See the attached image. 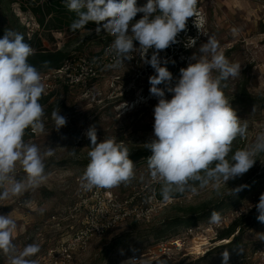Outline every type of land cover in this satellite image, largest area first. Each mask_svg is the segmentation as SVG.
Here are the masks:
<instances>
[{
    "label": "rangeland",
    "instance_id": "1",
    "mask_svg": "<svg viewBox=\"0 0 264 264\" xmlns=\"http://www.w3.org/2000/svg\"><path fill=\"white\" fill-rule=\"evenodd\" d=\"M146 3L147 0H137V6ZM46 4H53L52 0H0V38L5 29H11L24 36L34 54H67L59 65L38 69L41 76L59 70L66 61L82 57L93 60L104 55L114 37L105 32L97 34L96 26L76 31L52 29L51 19L44 13ZM197 11L198 14L187 21L190 30L179 33L178 42L159 55L167 59L165 66L169 71L180 72L181 68L195 62L191 57L200 55V45L212 35L226 58L240 65L239 75L222 82L227 85L223 91L231 106L241 122L248 124L247 136L237 137L233 142L230 159L236 150L247 148L264 132V0H198ZM141 15L135 19H140ZM233 28L238 29L235 35ZM189 38L196 40L195 46H185ZM134 46L139 47V43L134 42ZM152 51L149 50L148 58ZM132 55L134 58L125 61L122 67L111 69L107 67L114 60L111 54L104 59L97 78L83 86L61 85L55 93L43 94L39 100L45 113L44 132H32L34 136L25 141L37 145L41 153L51 148L53 155L44 159L46 179L18 197L0 200V215H9L16 223L13 242L17 251L31 243L40 245V252L32 257L37 264H46L48 250L71 235V227L76 224L69 217V208L75 200L76 178L82 177L89 163L91 148L86 132L90 127H95L98 142L110 137L123 142L130 151L129 156L151 153L144 144L155 138L154 107L158 98L147 93L149 77L155 75V71L138 53ZM178 75L175 74L177 79ZM165 98L170 100L172 94L166 91ZM58 110L67 123L56 130L51 114ZM255 158L254 166L247 173L230 179L227 184L221 182L219 190L211 184L200 189L197 184L195 193H176L168 201L160 194L161 184L151 180L147 159L136 161L135 177L126 185L114 187L115 194L122 201L136 197L138 202L156 187L166 206L150 223L128 220L94 240L88 251L71 264H121L153 251L161 240L182 236L188 228L206 227L213 207L219 208L221 217L236 215L239 210L245 213L264 188V153ZM15 177L17 180L26 177L19 164ZM243 185L246 187L235 192L234 189ZM257 215L254 208L231 222L229 227L236 226L241 232L229 238L221 239L228 228L220 229L217 239L209 244L216 247L205 255L177 257L173 261L160 258L144 264H222L225 250L230 253L228 264H241L242 259L258 247H264V239H261L264 223L256 222ZM225 240L229 243H223ZM0 264H8V256L3 252H0Z\"/></svg>",
    "mask_w": 264,
    "mask_h": 264
},
{
    "label": "clouds",
    "instance_id": "2",
    "mask_svg": "<svg viewBox=\"0 0 264 264\" xmlns=\"http://www.w3.org/2000/svg\"><path fill=\"white\" fill-rule=\"evenodd\" d=\"M197 5L198 0H147L143 6H137V0H65L67 9L77 15L70 26L73 31L86 29L89 22H94L97 34L105 32L114 37L106 52L114 55L108 68L122 67L134 58L132 53H138L155 71L149 77L150 94L158 98L154 107L155 138L144 146L151 151L146 162L150 178L161 184L164 201L176 193H195L197 184L200 189L211 184L219 190L221 182L227 184L247 173L254 166L255 157L264 153L261 132L251 145L236 150L229 159L233 142L247 136L248 124L241 122L224 94L227 85L222 83L239 75L241 67L226 58L214 36L200 45V55L191 57L194 63L180 69L175 84L165 66L167 59L159 55L178 42L177 36L186 29L188 19L198 14ZM138 14L142 15L137 20ZM232 32L235 35L238 29L233 28ZM188 41L186 47L195 46V39ZM149 50H153L150 59ZM33 54L34 49L22 34L5 29L0 38V200L38 187L46 179L44 159L53 155L51 148L41 153L37 145L24 139L29 129L33 133L44 132L45 113L39 100L45 86L39 70L28 62ZM161 84L165 87H158ZM166 91L172 94L170 100L165 98ZM51 116L56 130L66 125L60 110ZM86 135L91 150L81 177L82 187L111 189L128 184L135 177V165L126 145L111 137L98 142L94 126ZM17 164L26 174L24 180L15 177ZM243 187L246 185L234 190L238 192ZM255 208L257 220L264 223V193ZM209 219L219 223L221 216L212 211ZM15 229L16 223L9 215H0V252L8 256V264H37L32 257L40 252V245L31 243L17 251L13 242ZM229 259L230 253L225 250L222 264H228Z\"/></svg>",
    "mask_w": 264,
    "mask_h": 264
},
{
    "label": "built area",
    "instance_id": "3",
    "mask_svg": "<svg viewBox=\"0 0 264 264\" xmlns=\"http://www.w3.org/2000/svg\"><path fill=\"white\" fill-rule=\"evenodd\" d=\"M107 49L103 56L96 59L89 60L82 57L76 61H66L59 70L41 76L45 86L43 94L51 95L61 85L83 86L88 81L97 78L104 59L111 56V54H106ZM76 183L75 200L69 208V217L76 224L71 227V235L48 250L46 264H71L77 256L88 251L94 240L102 238L109 231L128 220L150 223L155 214L166 206L156 187L152 191L150 189L148 197H143L137 202L136 197L120 200L114 192V187L111 189L94 187L91 190H85L82 187L81 178H76ZM262 193H264V188ZM259 197L254 199L253 206L245 213H249L255 208ZM245 213L243 210H239L236 215L221 217L219 223L210 222L206 227L188 228L182 236L171 240H161L153 251L150 250L148 253L129 258L121 264H126L131 259H133L131 264H144L153 263L160 258L173 261L177 257L205 255L216 247H210L209 244L217 239L220 229L222 231L226 227L229 228L231 222L233 223ZM212 234L215 235V238H210ZM241 264H264V247H258L242 259Z\"/></svg>",
    "mask_w": 264,
    "mask_h": 264
},
{
    "label": "trees",
    "instance_id": "4",
    "mask_svg": "<svg viewBox=\"0 0 264 264\" xmlns=\"http://www.w3.org/2000/svg\"><path fill=\"white\" fill-rule=\"evenodd\" d=\"M52 3L53 4H46L47 10H46V12H44L45 15L49 16V18L51 19L49 21V23H52L51 24L52 29L61 30V31L64 29H67L68 31H73L70 26L73 23V21L75 19H77L76 13L69 11L67 9V7L65 6V0H52ZM95 26L97 27V25L94 22H89V24L86 25V28L92 29ZM186 26L187 27L185 30H190L191 27L189 26L188 22L186 23ZM262 26L264 28V24ZM185 30L182 31L181 34H183L185 32ZM66 55L67 54H64L63 52L38 53V54L36 53V54H33L32 56H30L28 58V62L30 64H32L33 66H35L37 69H49L53 66L59 65L60 62H62L65 59ZM170 72L172 73V76L174 79V81H172V83L175 84V82L178 80L177 77H175V74L180 75V72H176L173 70H170ZM158 86L161 88L165 87L164 84H163V86H160V85H158ZM150 87H151V85L148 87L147 93H150V91H149ZM33 136L34 135L31 131V129H29L26 131V135H25L24 139L27 140L29 138H32ZM150 156H151V153L142 152V153L133 154V155L129 156V158L133 161V163H135L136 161H139L141 159H147ZM218 210H219V208L213 207V208H211L210 211L211 212L212 211L218 212ZM211 212L209 213V215H211ZM256 222H259V221L256 220ZM237 231L238 230L236 229V226H232V228L229 227L225 233L221 234L220 237H222L221 239L229 238V237L233 236ZM240 232H241V230L238 231V233H240Z\"/></svg>",
    "mask_w": 264,
    "mask_h": 264
},
{
    "label": "bare ground",
    "instance_id": "5",
    "mask_svg": "<svg viewBox=\"0 0 264 264\" xmlns=\"http://www.w3.org/2000/svg\"><path fill=\"white\" fill-rule=\"evenodd\" d=\"M226 240H227V239H226ZM226 240H225L223 243H229V241H226ZM216 244H217V243H216Z\"/></svg>",
    "mask_w": 264,
    "mask_h": 264
}]
</instances>
